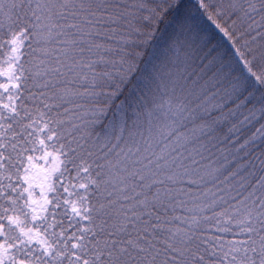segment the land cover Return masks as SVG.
<instances>
[{"label":"snow or ice","instance_id":"snow-or-ice-1","mask_svg":"<svg viewBox=\"0 0 264 264\" xmlns=\"http://www.w3.org/2000/svg\"><path fill=\"white\" fill-rule=\"evenodd\" d=\"M0 264H264V0H0Z\"/></svg>","mask_w":264,"mask_h":264},{"label":"trees","instance_id":"trees-1","mask_svg":"<svg viewBox=\"0 0 264 264\" xmlns=\"http://www.w3.org/2000/svg\"><path fill=\"white\" fill-rule=\"evenodd\" d=\"M206 26L209 28L210 32L212 33L213 42H219L221 48L229 47L226 38H224L222 34L219 33L218 30H216L214 26L210 24V22H208Z\"/></svg>","mask_w":264,"mask_h":264}]
</instances>
